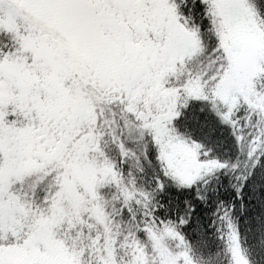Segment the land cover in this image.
I'll return each mask as SVG.
<instances>
[{
    "label": "snow or ice",
    "instance_id": "6c2138e0",
    "mask_svg": "<svg viewBox=\"0 0 264 264\" xmlns=\"http://www.w3.org/2000/svg\"><path fill=\"white\" fill-rule=\"evenodd\" d=\"M193 101L235 158L179 132ZM149 146L152 191L121 171ZM222 176L264 215V0H0V264H178L164 236L204 229ZM169 183L185 198L160 204ZM214 203L235 259L236 205Z\"/></svg>",
    "mask_w": 264,
    "mask_h": 264
},
{
    "label": "trees",
    "instance_id": "16d2710c",
    "mask_svg": "<svg viewBox=\"0 0 264 264\" xmlns=\"http://www.w3.org/2000/svg\"><path fill=\"white\" fill-rule=\"evenodd\" d=\"M203 106V102L193 101L191 107L186 111L185 115L177 122V128L180 133L191 134L192 138L202 142L206 147L211 148L214 155L222 158H235L234 138L230 135L228 126L220 124L217 118L207 110L201 112L199 109ZM126 146L137 152L139 155L140 148L134 141L128 140ZM113 154L119 160L118 151L113 148ZM154 147L149 146V159L152 160V166H149L141 157L143 171H138L131 167L136 161L130 160L121 165V171L125 176L129 171L135 177L136 185L148 191L155 188L154 175L158 171L155 168ZM229 178L221 177V183L215 185L217 188L216 196L222 198L225 203L229 201L236 205V214L239 216L240 223V240L236 253L248 264H264V249L260 248L257 240L260 238V229L264 228V215L261 214L259 201L256 193H253L248 186H245L242 194V202L245 205L246 212L239 213L241 204L240 199L235 198V189L229 186ZM235 183V181H231ZM208 205H201L198 209V219L204 229L193 233L192 228L195 227L197 217L189 225L185 226L183 233L186 236L184 241H180L178 237L164 236L166 247L163 255L166 259L175 258L178 264H236L233 256V243L225 240L221 241L216 238V230L211 227L213 221L212 213L215 211L214 200L216 196L210 191L208 193ZM260 196L264 197V190L260 192ZM154 198L160 204H173L185 198L184 193L178 192L170 183L166 185L163 193L155 192ZM182 206V205H181ZM161 218L164 217V211L161 209L158 213ZM259 217V220L257 219ZM249 229H251L249 231Z\"/></svg>",
    "mask_w": 264,
    "mask_h": 264
},
{
    "label": "rangeland",
    "instance_id": "374dc122",
    "mask_svg": "<svg viewBox=\"0 0 264 264\" xmlns=\"http://www.w3.org/2000/svg\"><path fill=\"white\" fill-rule=\"evenodd\" d=\"M235 260L236 261L238 260L239 261V264H246V262L242 259L241 256H239L238 253H236Z\"/></svg>",
    "mask_w": 264,
    "mask_h": 264
}]
</instances>
